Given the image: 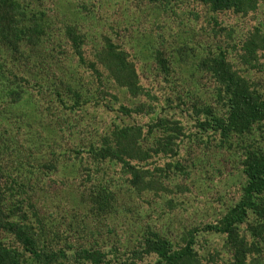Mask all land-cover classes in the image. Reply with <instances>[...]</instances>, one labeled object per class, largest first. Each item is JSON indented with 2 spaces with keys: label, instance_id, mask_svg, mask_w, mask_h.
<instances>
[{
  "label": "rangeland",
  "instance_id": "374dc122",
  "mask_svg": "<svg viewBox=\"0 0 264 264\" xmlns=\"http://www.w3.org/2000/svg\"><path fill=\"white\" fill-rule=\"evenodd\" d=\"M20 1L47 21L37 47L22 42L23 61L16 62L0 41V65L7 70L0 89V201L9 206L16 199L26 211L27 202L34 203L52 227L55 246L65 238L98 248L108 255L103 264L131 258L152 232L175 248L193 235L201 264H235L225 234L203 226L216 223L239 199L245 183L242 154L249 146L264 150V137L256 131L243 142L221 143L219 133L198 125L193 108L224 112L214 82L198 66L213 54L224 53L250 86L264 93V0L217 11L199 0ZM69 28L81 36L77 45ZM108 41L132 63L135 88L115 81L101 63L98 56ZM257 43L253 55L249 48ZM157 49L169 60L166 75L155 63ZM160 118L177 121L183 135L175 154L137 161L144 179L155 185L136 193L120 163L95 161L91 149L106 144L117 129L137 126L147 132ZM158 134L159 129L152 133ZM95 186L118 192V211L107 218H85L81 198ZM251 221L252 215L240 229L249 240ZM0 241L14 244L1 231ZM256 256L264 264V243ZM155 260L154 254L143 255L132 264Z\"/></svg>",
  "mask_w": 264,
  "mask_h": 264
},
{
  "label": "trees",
  "instance_id": "16d2710c",
  "mask_svg": "<svg viewBox=\"0 0 264 264\" xmlns=\"http://www.w3.org/2000/svg\"><path fill=\"white\" fill-rule=\"evenodd\" d=\"M199 1L208 3L211 10L217 11L238 10L244 3L248 5L249 0ZM44 15L43 12L20 0H0V41L6 45L8 51H11L16 62L25 58V53H20L23 41L31 48L37 47L43 24L47 21ZM66 32L73 44L77 45V42L81 41V36L79 37L73 29L69 28ZM258 46L259 43L256 46L250 45L249 50L251 52L253 50V55ZM103 53L98 57L109 75L130 90L135 88L136 74L125 52L108 41ZM154 59L160 72L165 75L169 73L171 70L169 60L160 49L155 51ZM198 66L214 82L216 98L225 108L223 114H220L216 112L217 109L208 105L200 108L194 105L193 111L198 116V125L204 129L210 126V129L219 133L221 143L230 138L243 142L256 131L261 138L264 137V93L252 88L246 77L233 68L224 53L209 55L203 58ZM0 68L1 89V86L6 85L3 74L7 70L3 68V64ZM6 91L13 95L18 93L11 88ZM199 116L206 119L200 120ZM158 129L160 134L153 136L152 133ZM181 135L183 130L177 121L160 118L148 127L147 132H143L137 126L117 129L110 138H107L106 144L98 149H91V155L95 161L108 158L111 162L120 163L131 175L130 187L139 193L146 188L152 189L155 183L144 179L145 171L139 169L137 161H145L160 152L165 155L175 154L177 141ZM150 138L151 142L148 143L147 140ZM241 165L245 183L241 187L239 199L216 223H208L203 228L206 231L225 234V244L232 251L233 263L260 264L256 255L260 254L264 243V150L259 146L246 147ZM4 188L7 192L12 190L11 184ZM2 195L0 194L1 198ZM118 197V192L114 188L93 187L85 198H81L84 209L88 210L85 212L87 214L85 218L101 219L112 215L114 211H118ZM27 206L28 211L24 210L16 199H13L9 206L3 200L0 201V231L14 243L0 241V264L104 263L108 255L98 248L67 242L65 238H62L64 244H57L56 247L54 237L51 238L52 227H46L34 203L27 202ZM250 215L252 221L248 224L251 237L249 240L241 235L240 229L241 224L246 222ZM194 244L192 235L185 240L182 247L175 248L174 243L165 236L159 232H152L151 235L143 237L140 248L132 252L131 258L119 259L114 261V264H132L135 258L141 259L143 255L150 254L156 256L154 264H201ZM249 256L251 258L247 259Z\"/></svg>",
  "mask_w": 264,
  "mask_h": 264
}]
</instances>
